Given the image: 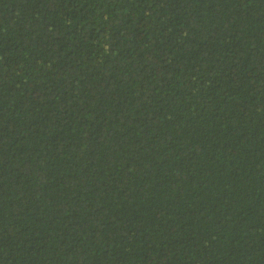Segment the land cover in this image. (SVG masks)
<instances>
[{
  "label": "trees",
  "instance_id": "trees-1",
  "mask_svg": "<svg viewBox=\"0 0 264 264\" xmlns=\"http://www.w3.org/2000/svg\"><path fill=\"white\" fill-rule=\"evenodd\" d=\"M0 264H264V0H0Z\"/></svg>",
  "mask_w": 264,
  "mask_h": 264
}]
</instances>
